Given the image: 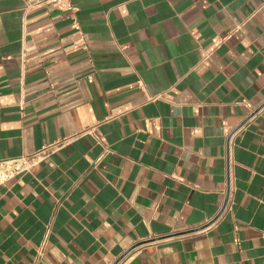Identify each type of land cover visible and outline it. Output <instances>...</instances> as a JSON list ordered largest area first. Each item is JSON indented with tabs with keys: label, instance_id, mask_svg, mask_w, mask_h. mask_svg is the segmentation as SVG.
I'll use <instances>...</instances> for the list:
<instances>
[{
	"label": "crops",
	"instance_id": "crops-1",
	"mask_svg": "<svg viewBox=\"0 0 264 264\" xmlns=\"http://www.w3.org/2000/svg\"><path fill=\"white\" fill-rule=\"evenodd\" d=\"M71 1L0 0V159L82 133L0 186V264H264V0Z\"/></svg>",
	"mask_w": 264,
	"mask_h": 264
},
{
	"label": "built area",
	"instance_id": "built-area-1",
	"mask_svg": "<svg viewBox=\"0 0 264 264\" xmlns=\"http://www.w3.org/2000/svg\"><path fill=\"white\" fill-rule=\"evenodd\" d=\"M45 3H50L53 6L73 12L76 7L71 0H43ZM73 27L79 28L78 22L74 21ZM80 42H85V37H80ZM82 133H74L63 137L59 140L49 142L46 145L19 156H7L0 159V186L22 176L25 173L31 172L34 167L48 159L51 155L58 152L60 149L72 143Z\"/></svg>",
	"mask_w": 264,
	"mask_h": 264
}]
</instances>
